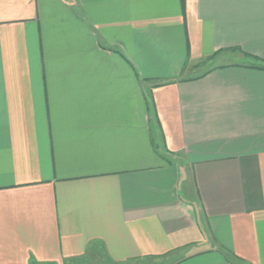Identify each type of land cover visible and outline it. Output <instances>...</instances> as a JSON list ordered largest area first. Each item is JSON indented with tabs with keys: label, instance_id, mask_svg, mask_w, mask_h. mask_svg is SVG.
I'll return each mask as SVG.
<instances>
[{
	"label": "crops",
	"instance_id": "obj_1",
	"mask_svg": "<svg viewBox=\"0 0 264 264\" xmlns=\"http://www.w3.org/2000/svg\"><path fill=\"white\" fill-rule=\"evenodd\" d=\"M0 264H264V0H0Z\"/></svg>",
	"mask_w": 264,
	"mask_h": 264
},
{
	"label": "rangeland",
	"instance_id": "obj_2",
	"mask_svg": "<svg viewBox=\"0 0 264 264\" xmlns=\"http://www.w3.org/2000/svg\"><path fill=\"white\" fill-rule=\"evenodd\" d=\"M208 65H209V64H208ZM199 67H201L199 71H202V70H204L205 68H207L208 66H207V65H203V66H199Z\"/></svg>",
	"mask_w": 264,
	"mask_h": 264
}]
</instances>
